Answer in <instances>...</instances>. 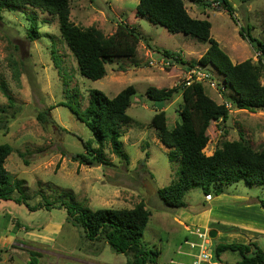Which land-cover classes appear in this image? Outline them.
I'll return each instance as SVG.
<instances>
[{
    "label": "rangeland",
    "instance_id": "rangeland-1",
    "mask_svg": "<svg viewBox=\"0 0 264 264\" xmlns=\"http://www.w3.org/2000/svg\"><path fill=\"white\" fill-rule=\"evenodd\" d=\"M138 0H72L70 22L80 28L94 27L110 36L117 22L133 28L140 36L136 55L115 59L105 66L98 81L82 77L76 61L60 37L57 18L27 7L1 12L0 18V145L11 146L5 169L17 182L15 196L27 205L49 203L50 208L31 211L23 204L0 201V264H130L103 240L87 241L80 229L67 222L65 205L77 204L93 212L97 209H132L143 204L150 212L141 243L157 252L156 264H192L196 249L188 243L199 240L190 232L214 230L218 236L207 240L210 251L219 243L256 241L264 252V234L245 238L236 224H249L250 231L264 232L258 214L264 210V188L243 181L224 187V193L208 200L198 188L183 198L182 209L166 208L157 190L179 176L178 162L169 160V150L150 127L159 110L166 115L168 130L180 123L179 94L168 102H152L148 88L171 89L182 83L186 68L168 62L164 52L180 53L185 61L198 60L208 44L182 34H170L163 27L136 15ZM230 16L223 8L187 3L190 17L207 20L210 37L233 64L256 63V55L240 31L264 41V0H249L234 6ZM34 29L37 38L30 40ZM167 62V63H166ZM210 69V68H208ZM211 80L202 84L216 104L229 109L226 122H214L207 130L206 156L224 142L242 138L254 151L264 149V111L248 112L232 106L233 93L222 88V77L211 70ZM260 82L264 85V69ZM213 85V86H212ZM132 86L131 124L121 128L124 164L111 153L108 144L102 153L108 166L87 167L70 157L83 154L82 143L94 142L92 132L79 120L87 107L89 92L97 90L107 98ZM11 97L14 106L7 100ZM50 111L40 122L38 114ZM155 191L147 195L144 184ZM19 191V192H18ZM61 203L64 206L61 207ZM229 232V233H227ZM240 235L236 238L234 235ZM238 253L224 252L217 264H237Z\"/></svg>",
    "mask_w": 264,
    "mask_h": 264
},
{
    "label": "trees",
    "instance_id": "trees-1",
    "mask_svg": "<svg viewBox=\"0 0 264 264\" xmlns=\"http://www.w3.org/2000/svg\"><path fill=\"white\" fill-rule=\"evenodd\" d=\"M71 1L0 0V18L3 10L18 11L27 7L56 17L60 37L74 57L80 75L91 81L102 79L106 74L105 66L113 60L131 59L136 55L140 36L133 28L117 22L114 33L108 37L94 27L80 28L70 22ZM222 1L223 5L217 0H138L136 15L163 27L170 34H182L207 43L205 54L198 60L185 61L180 53L164 52V56L173 64L184 66L186 71L201 67L221 76L222 88L233 93L231 104L236 110L252 113L264 111V85L260 82L264 69V41L251 38L242 29L240 35L252 48L256 63L247 60L233 64L210 37V23L190 17L186 9L187 3L205 8L218 3V7L225 9L231 16L233 9L230 1ZM240 1L244 3L249 0ZM28 38H37L34 29L29 32ZM134 94L132 86L111 99L97 90L89 92L87 107L79 120L92 132L98 147H93L91 141L82 143L84 153L71 156L72 162L87 167L108 166L102 153V147L108 144L111 153L128 164L120 138L121 128L132 122L126 110ZM177 94L182 99L180 123L168 130L163 110L155 113L150 121L157 139L169 150V160H175L179 166L178 179L157 190L163 205L176 210L184 208L183 198L194 188L200 189L205 197L210 198L222 195L225 186L242 181L249 186L264 188V149L254 151L240 138L239 141L224 142L211 156L204 154L208 142L207 130L214 122H226L229 109L225 104H216L210 99L201 83L185 86L182 82L171 89L146 90V97L152 102H168ZM7 100L14 106L11 97L7 96ZM49 111L40 112L38 120L43 122ZM12 151L11 146L0 145V201L23 204L31 211L50 208L49 203L30 207L22 195L15 196L18 184L12 181L10 173L5 169L6 159ZM60 205L63 207L64 203ZM260 207L264 210V202H261ZM65 209L67 222L80 229L87 241L103 240L114 252L130 257V264H156L158 253L148 250L141 243L151 215L143 204H137L132 209L100 208L93 212L77 204L65 205ZM224 252L238 253L240 260L237 264H264V252L256 241L249 240L246 244L219 243L214 247L213 260L219 262ZM27 264H36V261L32 259Z\"/></svg>",
    "mask_w": 264,
    "mask_h": 264
},
{
    "label": "built area",
    "instance_id": "built-area-1",
    "mask_svg": "<svg viewBox=\"0 0 264 264\" xmlns=\"http://www.w3.org/2000/svg\"><path fill=\"white\" fill-rule=\"evenodd\" d=\"M215 6L218 3H214ZM170 60H168L169 62ZM171 62V61H170ZM167 63V62H166ZM211 80L210 73L208 70L196 67L186 71V77L183 81L185 86H189L193 83H203L205 81ZM213 86V85H212ZM192 236H195L199 242L197 243H188L191 249H196V254L193 255V262L192 264H217L213 259V251H210L206 248L209 240L207 232H201L199 229L190 232Z\"/></svg>",
    "mask_w": 264,
    "mask_h": 264
},
{
    "label": "crops",
    "instance_id": "crops-1",
    "mask_svg": "<svg viewBox=\"0 0 264 264\" xmlns=\"http://www.w3.org/2000/svg\"><path fill=\"white\" fill-rule=\"evenodd\" d=\"M206 199L210 200L212 198L206 197ZM258 216L260 217V218H257L258 221H264V214L263 213L258 214ZM236 225H238V227L240 228L241 232L244 233V237L245 238H241L240 235H237V236L235 234H232V235H234L236 238L243 239L242 241H244V243H246L245 242L246 238H249V239H255L256 238V239H258V238H261V236H263V234H264V232H262V231H250L251 226L249 224H246V225L245 224H236ZM217 236H218V233H217Z\"/></svg>",
    "mask_w": 264,
    "mask_h": 264
},
{
    "label": "water",
    "instance_id": "water-1",
    "mask_svg": "<svg viewBox=\"0 0 264 264\" xmlns=\"http://www.w3.org/2000/svg\"><path fill=\"white\" fill-rule=\"evenodd\" d=\"M234 6L238 5L239 3H241L240 0H229ZM218 3H220V5H223V1L222 0H217ZM144 190L146 192L147 195H150L152 191H154L151 186L148 185V183L144 184ZM155 192V191H154ZM208 237L211 240L216 239L217 237V232L214 230H210L208 232Z\"/></svg>",
    "mask_w": 264,
    "mask_h": 264
}]
</instances>
